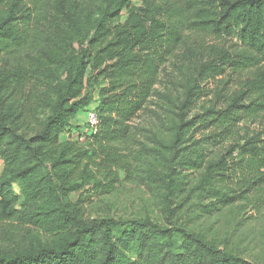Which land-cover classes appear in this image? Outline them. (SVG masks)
Instances as JSON below:
<instances>
[{
	"label": "trees",
	"instance_id": "obj_1",
	"mask_svg": "<svg viewBox=\"0 0 264 264\" xmlns=\"http://www.w3.org/2000/svg\"><path fill=\"white\" fill-rule=\"evenodd\" d=\"M135 1L0 0V264H264L194 227L264 209V0ZM176 59V124L151 147L134 121ZM91 109L84 133L72 121ZM125 181L160 196L161 219L72 198ZM34 229L58 243L27 247Z\"/></svg>",
	"mask_w": 264,
	"mask_h": 264
},
{
	"label": "rangeland",
	"instance_id": "obj_2",
	"mask_svg": "<svg viewBox=\"0 0 264 264\" xmlns=\"http://www.w3.org/2000/svg\"><path fill=\"white\" fill-rule=\"evenodd\" d=\"M134 4L140 6L142 2L137 0ZM123 14L126 15L127 10ZM184 61L183 59H176L175 62L169 64L167 70L163 73L162 84L160 85L166 97L162 96L159 100H153L151 107L141 113L134 121L143 128V141L151 147L158 146L162 140L168 141L171 138V129L176 124L177 100L181 96V84L184 80V76L180 71L182 67L180 64ZM211 85L210 88H212ZM198 107L200 108V106H197L193 113L199 111ZM72 122L80 131L86 132L88 125L86 124L85 112L76 116ZM257 127V124L249 123L245 126L244 132L250 133ZM225 147L226 143L221 141L216 147L210 148L212 150L211 155H219ZM2 168L3 163L0 159V172ZM81 196L87 197V213L94 217L108 216L116 219H133L152 216L154 219L162 218L160 196L138 182L125 181L119 183L113 193L104 196L92 193L88 187L72 194L73 200H77ZM247 212L248 214L253 213L257 219L246 220L242 215H238L237 208H229L196 219L194 227L210 241L220 245L227 244L233 250H244L248 256L252 257L254 255L252 250L258 253L259 250L264 249V209L259 212L250 206ZM190 221H193L192 216ZM58 240L59 237L46 236L37 229L30 232L26 231L24 236L27 247L38 244L54 245L58 243Z\"/></svg>",
	"mask_w": 264,
	"mask_h": 264
},
{
	"label": "built area",
	"instance_id": "obj_3",
	"mask_svg": "<svg viewBox=\"0 0 264 264\" xmlns=\"http://www.w3.org/2000/svg\"><path fill=\"white\" fill-rule=\"evenodd\" d=\"M86 123L90 131H92L93 133H96L98 131L100 119L94 109H91L87 112Z\"/></svg>",
	"mask_w": 264,
	"mask_h": 264
},
{
	"label": "crops",
	"instance_id": "obj_4",
	"mask_svg": "<svg viewBox=\"0 0 264 264\" xmlns=\"http://www.w3.org/2000/svg\"><path fill=\"white\" fill-rule=\"evenodd\" d=\"M80 114H81V113H80ZM80 114H79V115H80ZM79 115H78V116H79Z\"/></svg>",
	"mask_w": 264,
	"mask_h": 264
}]
</instances>
